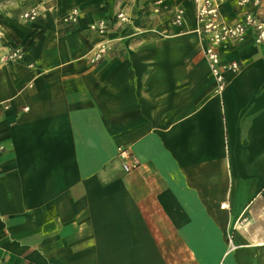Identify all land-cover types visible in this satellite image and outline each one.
Segmentation results:
<instances>
[{
	"label": "crops",
	"instance_id": "0c3cea01",
	"mask_svg": "<svg viewBox=\"0 0 264 264\" xmlns=\"http://www.w3.org/2000/svg\"><path fill=\"white\" fill-rule=\"evenodd\" d=\"M222 61L218 94L191 0H0V264H264V46Z\"/></svg>",
	"mask_w": 264,
	"mask_h": 264
},
{
	"label": "built area",
	"instance_id": "2783aa9c",
	"mask_svg": "<svg viewBox=\"0 0 264 264\" xmlns=\"http://www.w3.org/2000/svg\"><path fill=\"white\" fill-rule=\"evenodd\" d=\"M194 6L197 32L204 47L205 59L208 63L209 71L216 82V91L222 94L227 87L226 73L237 74L241 71L238 62L224 63L222 61L223 51L230 45L240 46L252 39L259 47L264 46V0H191ZM233 4L243 12V18L234 24L225 22L221 15L220 5ZM163 2H157L158 9ZM81 12L73 9L63 19L64 24L74 26L79 23ZM38 18L37 11L27 12L22 19L27 22H35ZM116 20L121 24H128L130 19L121 12L116 16ZM185 21V12L176 10L173 22L176 26L182 27ZM112 30L109 20H98L90 25V31L99 36L107 35ZM114 51L112 41H105L100 44L92 58V64L103 63ZM24 57L22 50L16 49L6 56L8 61H20ZM9 109L8 106L5 107ZM123 170L126 173L132 172L137 166L133 164L134 157L128 149L121 148L118 152Z\"/></svg>",
	"mask_w": 264,
	"mask_h": 264
}]
</instances>
